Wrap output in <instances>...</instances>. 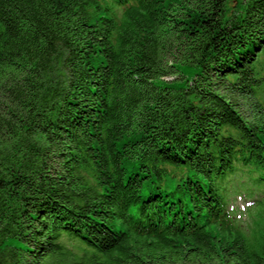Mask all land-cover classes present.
I'll return each mask as SVG.
<instances>
[{
  "label": "trees",
  "instance_id": "obj_1",
  "mask_svg": "<svg viewBox=\"0 0 264 264\" xmlns=\"http://www.w3.org/2000/svg\"><path fill=\"white\" fill-rule=\"evenodd\" d=\"M0 264H264V0H0Z\"/></svg>",
  "mask_w": 264,
  "mask_h": 264
},
{
  "label": "rangeland",
  "instance_id": "obj_2",
  "mask_svg": "<svg viewBox=\"0 0 264 264\" xmlns=\"http://www.w3.org/2000/svg\"><path fill=\"white\" fill-rule=\"evenodd\" d=\"M233 204H234V205H238V204H239V202H238V201H235ZM230 207H231V206H230Z\"/></svg>",
  "mask_w": 264,
  "mask_h": 264
}]
</instances>
